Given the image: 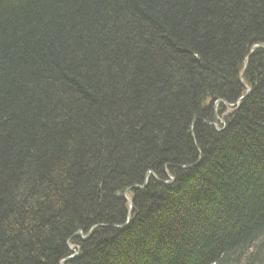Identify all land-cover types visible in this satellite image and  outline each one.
Instances as JSON below:
<instances>
[{
    "label": "trees",
    "instance_id": "trees-1",
    "mask_svg": "<svg viewBox=\"0 0 264 264\" xmlns=\"http://www.w3.org/2000/svg\"><path fill=\"white\" fill-rule=\"evenodd\" d=\"M0 264H264V0H0Z\"/></svg>",
    "mask_w": 264,
    "mask_h": 264
},
{
    "label": "water",
    "instance_id": "water-1",
    "mask_svg": "<svg viewBox=\"0 0 264 264\" xmlns=\"http://www.w3.org/2000/svg\"><path fill=\"white\" fill-rule=\"evenodd\" d=\"M243 74V72L241 73V75ZM243 98V97H242ZM125 193H126V191H125ZM125 195V194H124ZM127 199V201H128V203H129V205H131V202L128 200V198H126ZM83 238H85V237H83ZM69 250H72L70 247H69Z\"/></svg>",
    "mask_w": 264,
    "mask_h": 264
}]
</instances>
